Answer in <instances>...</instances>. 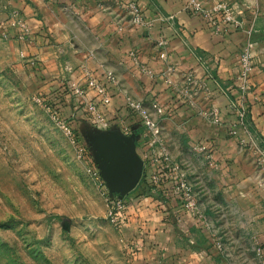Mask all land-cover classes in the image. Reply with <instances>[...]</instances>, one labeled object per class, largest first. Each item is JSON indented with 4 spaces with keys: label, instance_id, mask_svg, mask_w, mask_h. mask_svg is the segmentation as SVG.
I'll list each match as a JSON object with an SVG mask.
<instances>
[{
    "label": "crops",
    "instance_id": "crops-1",
    "mask_svg": "<svg viewBox=\"0 0 264 264\" xmlns=\"http://www.w3.org/2000/svg\"><path fill=\"white\" fill-rule=\"evenodd\" d=\"M3 2L8 30L19 21L30 29L16 40L49 75L45 88L84 89L62 93L60 117L75 130L94 103L108 128L137 138L143 175L126 196L133 264H264V0ZM227 12L234 21H225ZM87 75L106 86L108 103L87 86ZM132 102L160 125L151 147ZM152 156L180 169L151 184ZM180 176L201 213L184 208L173 186ZM145 178L148 194L140 189Z\"/></svg>",
    "mask_w": 264,
    "mask_h": 264
},
{
    "label": "rangeland",
    "instance_id": "rangeland-1",
    "mask_svg": "<svg viewBox=\"0 0 264 264\" xmlns=\"http://www.w3.org/2000/svg\"><path fill=\"white\" fill-rule=\"evenodd\" d=\"M9 21L0 0V264H133L130 199L125 227L112 223L91 165L93 137L123 129L88 110L70 133L48 104L49 75L21 56Z\"/></svg>",
    "mask_w": 264,
    "mask_h": 264
},
{
    "label": "built area",
    "instance_id": "built-area-1",
    "mask_svg": "<svg viewBox=\"0 0 264 264\" xmlns=\"http://www.w3.org/2000/svg\"><path fill=\"white\" fill-rule=\"evenodd\" d=\"M136 21L139 22L140 18H137ZM225 21L227 22L234 21L233 16L230 12L226 13ZM13 25L19 29V33H17L15 37L19 39H23V38L26 39L30 35V29L25 23L19 21L18 23H14ZM21 56L25 57V54L23 51L21 52ZM242 63H243L244 70L248 72L252 67V58L248 52L242 55ZM87 86L92 91H94L95 94L99 96L104 103L109 102L108 97L106 95V91H107L106 86L104 84L99 82L97 79L93 77H89L87 75ZM70 87L78 95H85L84 89L81 86L73 83L70 85ZM130 107H131V110L135 112L136 116L139 117L140 124L145 126V128L147 129V137L149 138L147 141V146L151 147L155 145L159 141V138L161 135L160 125L150 116L148 111H146L142 107L141 104L132 102L130 103ZM89 110L92 111L94 114L97 113L96 116L98 117V119H100L102 122L105 123L104 124L105 127H108V124L105 122V120H103V118L98 114L96 104L91 103L89 105ZM157 111L159 113H162V109H158ZM210 115L214 121H217V122L219 121L218 111L216 110L211 111ZM241 116L242 118L244 117V112H241ZM59 119L62 120L64 126L66 127V129H68L70 133L74 131L71 128V126L64 119L60 117V115H59ZM80 153L81 155L86 153L85 148L81 147ZM149 162H151L150 166L153 168L151 174L148 175V178L151 184L152 183L156 184L162 181L164 178H167L170 172L172 173L177 172L178 167L172 166L169 162L168 157L166 156L161 157V158L152 156L150 157ZM91 165L94 170L93 176L96 179V181L99 183L100 187L103 189V194L107 197V201L111 207L109 216L111 217L112 223L120 227H125L124 224H125V214H126L127 206L126 204L124 205L122 203L124 198L119 199L116 196H111L104 180L101 177L99 169H97V167L93 163ZM175 188H176V191L181 194V198L184 201V204H183L184 208L188 211L196 212L197 211L196 201L193 197V191H192L190 184L187 183V181L180 176L178 179H176ZM257 251L259 255L262 253L261 248H258Z\"/></svg>",
    "mask_w": 264,
    "mask_h": 264
},
{
    "label": "water",
    "instance_id": "water-1",
    "mask_svg": "<svg viewBox=\"0 0 264 264\" xmlns=\"http://www.w3.org/2000/svg\"><path fill=\"white\" fill-rule=\"evenodd\" d=\"M136 136L111 130L93 137L94 160L111 196L123 199L139 185L144 161L136 147Z\"/></svg>",
    "mask_w": 264,
    "mask_h": 264
},
{
    "label": "trees",
    "instance_id": "trees-1",
    "mask_svg": "<svg viewBox=\"0 0 264 264\" xmlns=\"http://www.w3.org/2000/svg\"><path fill=\"white\" fill-rule=\"evenodd\" d=\"M16 36V35H15ZM62 90V92L60 91ZM73 90L70 85H61V87L58 89H53L51 91H48L47 93V100H49L48 104H50V107L54 109L59 115H61L62 112V105H63V99L61 98L62 93L65 92L66 90ZM165 179V178H164ZM148 180L145 178L144 181L142 182L141 191L142 194H148L151 191V187L149 184H147ZM175 187V185H173ZM176 189V188H175Z\"/></svg>",
    "mask_w": 264,
    "mask_h": 264
}]
</instances>
